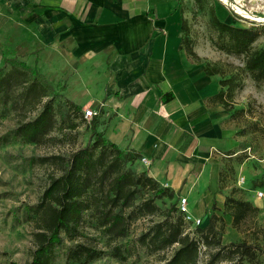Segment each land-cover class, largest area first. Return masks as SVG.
Wrapping results in <instances>:
<instances>
[{
    "label": "crops",
    "instance_id": "obj_1",
    "mask_svg": "<svg viewBox=\"0 0 264 264\" xmlns=\"http://www.w3.org/2000/svg\"><path fill=\"white\" fill-rule=\"evenodd\" d=\"M8 1L20 46L52 80H81L73 101L97 112V130L118 147L140 153V169L186 197L184 179L190 192L213 170L225 111L207 102L217 78L181 47L184 0Z\"/></svg>",
    "mask_w": 264,
    "mask_h": 264
},
{
    "label": "rangeland",
    "instance_id": "obj_2",
    "mask_svg": "<svg viewBox=\"0 0 264 264\" xmlns=\"http://www.w3.org/2000/svg\"><path fill=\"white\" fill-rule=\"evenodd\" d=\"M11 3L13 1L0 0V69L3 73L7 72L11 64L6 59L15 58L17 62L36 69L44 83L60 94L54 97L50 92L35 108L29 100L24 101L21 93L26 87L20 83L10 89V98L0 102V264H31L37 230L33 208L51 178L63 172L61 164L42 159L52 156L69 158L90 141L92 131L88 122L81 119L74 121L78 124L76 128L68 127L73 117L66 116L65 102L67 98L82 100L81 80L74 81L70 77L52 80L48 66L41 64L42 59L37 58L25 45L20 46L15 28L21 18L18 14L8 17ZM182 3L186 35L199 56L198 61L219 68L220 73L215 76L218 81L237 76V81L242 84L231 100L232 111L216 105L225 111L219 120L224 136L220 144L210 150L211 157L216 161L207 162L216 166L212 171L208 167L201 182L190 192L189 178L184 179L190 212L202 219L199 227L208 224L212 213L217 214L221 218L218 226H223V244L246 240L260 246L264 252V197L257 196V191L264 192V82L257 83L243 70V55L220 49L225 41L219 35L212 13L215 9L219 17L228 23L246 27L263 26L264 0H184ZM259 31L260 36L253 45V51L264 48V28ZM24 36L27 39L26 34ZM52 98H55L57 127L49 137L41 144H29L15 137L19 124L34 119L42 111L44 102ZM240 109L244 111L233 114ZM162 185L169 187L168 184ZM181 196L182 192L175 191V198L167 200L162 206L168 207L172 202H178ZM230 196L249 200L259 208V212L249 215L239 228L233 226L232 217L225 206V200ZM162 220L163 216L160 215L142 217L132 224L131 233L126 239L114 243L122 244L124 249L130 251L126 253V261L105 256L89 264H162L164 258H171L177 245L166 251L153 252L139 243L140 236ZM89 225L87 222L81 229L83 236L78 242L109 252L113 245H110L107 236ZM196 226L190 223L187 232L195 236ZM68 245L72 243L66 240L55 250L52 264H67ZM211 252V249L203 246L198 264H206ZM257 264H264V254Z\"/></svg>",
    "mask_w": 264,
    "mask_h": 264
},
{
    "label": "trees",
    "instance_id": "obj_3",
    "mask_svg": "<svg viewBox=\"0 0 264 264\" xmlns=\"http://www.w3.org/2000/svg\"><path fill=\"white\" fill-rule=\"evenodd\" d=\"M213 22L225 41L220 49L244 56L243 70L257 83L264 82V48L253 51V45L260 36L263 26L250 27L228 23L222 20L213 9ZM186 21L182 22V48L190 58L199 60L187 35ZM11 68L3 73L0 69V102L10 98L12 87L25 85L21 93L24 101L29 100L36 108L37 104L53 92L60 95L39 77L36 69L15 58L6 59ZM20 63V64H19ZM209 76L220 73L219 68L205 64ZM237 76L220 79V90L207 98L210 105H220L232 111V98L235 91L242 87ZM16 99V97H14ZM54 99L44 102L42 111L34 118L23 121L15 130V137L29 144H41L57 127ZM66 116L72 118L69 128H76L78 119L88 122L92 137L83 147L74 151L69 158L62 156L46 157L42 160L62 165V174L53 177L34 206L36 249L31 264H52L55 250L68 240L67 264H89L105 256L126 261L130 251L122 244H114L126 239L131 233L132 224L146 216H163L139 238L142 246L153 252H162L178 246L171 258H164L162 264H198L201 249L206 246L213 252L206 264H257L264 252L246 240L223 244V226L217 214L212 213L205 227H195V236L187 232L188 222L180 211L179 202L162 206L167 200L175 198V191L164 187L160 181L142 170L137 163L141 159L135 150H125L109 140L97 130V119H85L81 105L67 98ZM236 110L233 114L243 112ZM85 117V118H84ZM233 154V153H230ZM264 185V184H262ZM225 206L232 217V224L239 228L251 214L259 208L251 201L228 197ZM101 230L110 241L111 250L94 248L85 242H78L83 236L81 229L86 223Z\"/></svg>",
    "mask_w": 264,
    "mask_h": 264
},
{
    "label": "built area",
    "instance_id": "obj_4",
    "mask_svg": "<svg viewBox=\"0 0 264 264\" xmlns=\"http://www.w3.org/2000/svg\"><path fill=\"white\" fill-rule=\"evenodd\" d=\"M84 112H85V117L86 118H92L95 115H97V112L95 110H93L92 108H87V109L84 110ZM142 160H143L144 163H148L145 158H143ZM257 196L259 198H263L264 197V192L261 191V190L257 191ZM179 208H180V211L184 214L185 219L188 222H191V223H193V224H195L197 226L202 224V219L201 218H195L191 214L190 208H189L188 197H186V196H181L180 197Z\"/></svg>",
    "mask_w": 264,
    "mask_h": 264
},
{
    "label": "bare ground",
    "instance_id": "obj_5",
    "mask_svg": "<svg viewBox=\"0 0 264 264\" xmlns=\"http://www.w3.org/2000/svg\"><path fill=\"white\" fill-rule=\"evenodd\" d=\"M245 15V14H244ZM246 16V15H245ZM249 16V15H248ZM248 16H246V17H248Z\"/></svg>",
    "mask_w": 264,
    "mask_h": 264
}]
</instances>
